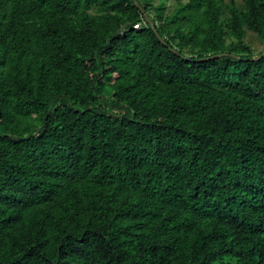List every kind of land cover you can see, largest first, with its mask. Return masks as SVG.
<instances>
[{
	"label": "trees",
	"instance_id": "16d2710c",
	"mask_svg": "<svg viewBox=\"0 0 264 264\" xmlns=\"http://www.w3.org/2000/svg\"><path fill=\"white\" fill-rule=\"evenodd\" d=\"M135 1L0 0V264H264V0Z\"/></svg>",
	"mask_w": 264,
	"mask_h": 264
},
{
	"label": "rangeland",
	"instance_id": "374dc122",
	"mask_svg": "<svg viewBox=\"0 0 264 264\" xmlns=\"http://www.w3.org/2000/svg\"><path fill=\"white\" fill-rule=\"evenodd\" d=\"M159 0H156V2ZM179 1H185V0H165V3L167 6H169L170 9H175ZM231 0H219V4L221 5V11L222 16L224 17L226 13V9L222 7L223 4H227ZM237 3H240L241 0H235ZM123 34V32H121ZM246 42L249 43L255 50V52L262 51L264 49V44L258 39V37L251 31H247L246 36Z\"/></svg>",
	"mask_w": 264,
	"mask_h": 264
},
{
	"label": "water",
	"instance_id": "95a60500",
	"mask_svg": "<svg viewBox=\"0 0 264 264\" xmlns=\"http://www.w3.org/2000/svg\"><path fill=\"white\" fill-rule=\"evenodd\" d=\"M134 2L137 4V2L134 0ZM147 20H148V22L150 23V26L153 28V30L155 31V33H156V35H157V37L159 38V40L161 41V42H164V40L158 35V33H157V31H156V29H155V26H154V24H153V22L151 21V19H149V18H147ZM123 34H124V32H123ZM263 56H264V54H263ZM263 56H261V57H263ZM218 57V56H217ZM212 58H214V57H212ZM212 58H210V59H212ZM216 58V57H215ZM258 59H260V58H258ZM257 59V60H258Z\"/></svg>",
	"mask_w": 264,
	"mask_h": 264
},
{
	"label": "built area",
	"instance_id": "2783aa9c",
	"mask_svg": "<svg viewBox=\"0 0 264 264\" xmlns=\"http://www.w3.org/2000/svg\"><path fill=\"white\" fill-rule=\"evenodd\" d=\"M140 26H141V24H136V25L134 26V28H135L136 30H139V29H140Z\"/></svg>",
	"mask_w": 264,
	"mask_h": 264
}]
</instances>
